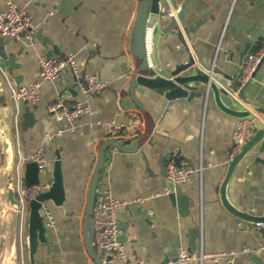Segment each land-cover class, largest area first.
Returning <instances> with one entry per match:
<instances>
[{
  "label": "crops",
  "instance_id": "crops-1",
  "mask_svg": "<svg viewBox=\"0 0 264 264\" xmlns=\"http://www.w3.org/2000/svg\"><path fill=\"white\" fill-rule=\"evenodd\" d=\"M9 3L26 7L35 26L32 39L0 36L5 50L19 64L9 72L12 79L20 75V85L38 79L37 59L51 46L44 47L37 33L57 46L58 53L53 51L51 57L74 53L77 62L75 73L66 68L58 79L42 82L38 100L21 106L32 115L20 133L21 155L38 148L44 150L46 166L39 171V183L50 185L57 150L64 186L61 205L46 202L55 226L47 228V242L38 245L34 264H93L84 245L83 210L97 146L109 138L108 123L125 127L130 119L128 110L136 107L127 89L137 65L129 40L138 0H0V9ZM174 3L175 9L169 10L184 11L183 30L159 38L155 50L148 41V54L153 57L151 65L168 62L172 66L173 57L184 56H180L179 50L193 51L205 64L236 75L238 90L243 85L239 74L244 58L264 37V0H174ZM196 21L198 25L189 30L188 25ZM147 37L149 40L150 29ZM87 73L95 74L105 85L99 92L85 96L79 91V84ZM135 91L153 117L152 133L135 152H120L109 146L105 153L111 155L105 158L97 183L98 190L109 189L116 198L127 202L117 211L118 238L128 254L126 264L161 263L174 259L180 248L188 246V229L160 171L159 161L165 165L174 157L194 169L202 166L201 175L194 172L191 182L180 184L190 201L191 220L199 231L192 252L197 253L201 247L205 251L233 250L237 252L235 264H264V253L253 251L264 238V225L245 222L229 213L218 194L234 143L237 119L222 112L210 95H202L186 106L173 104L162 108V99L157 94L140 86ZM244 93L247 100L264 99V58L245 83ZM57 98L67 103L87 101L90 112L71 122L57 120L47 111L48 104ZM13 111L9 93L3 88L0 133L6 132L8 138L12 136ZM12 157L3 150L0 138V225L11 224L15 232V206L8 198ZM226 191L238 209L263 215L264 166L249 157L243 158ZM245 247L250 251L244 252ZM108 264L123 262L114 259Z\"/></svg>",
  "mask_w": 264,
  "mask_h": 264
},
{
  "label": "water",
  "instance_id": "water-1",
  "mask_svg": "<svg viewBox=\"0 0 264 264\" xmlns=\"http://www.w3.org/2000/svg\"><path fill=\"white\" fill-rule=\"evenodd\" d=\"M170 7L175 9L174 0H138L136 16L130 32V51L137 62L135 73L131 75L128 84V97L143 113L145 118V129L136 139L131 142L130 139L118 141L107 138L98 144V153L95 166L92 171L86 201L84 205V217L82 222V232L84 245L93 264L103 263L92 244L93 240V219L92 208L94 205L95 194L97 189L98 178L102 169L105 158L110 157V153H105L109 146L120 152H135L150 137L154 121L152 115L146 109L144 103L136 95V87L140 86L157 94L162 99V108H168L173 104L186 106L190 101L203 96H211L215 105L225 114L236 119H250L252 123V132L247 141L243 144L241 151L228 160L226 172L219 185L218 194L223 207L237 218L254 224L264 225V214L254 215L245 210L238 209L229 200L227 196V185L238 163L245 157H249L254 162L261 163L264 166V99L255 98L247 100L244 93L245 84L238 90L235 89L237 84L236 75H228L221 72L212 64H205L200 61L189 50H179L182 58H174L175 61L171 66L168 62L160 64L158 59L156 65H151L153 57L148 54V41L152 49L157 48L158 39L164 35H177L178 30H183L184 11L178 10L175 16H168L167 11ZM198 21L188 25L189 30H193L198 25ZM150 29V39L148 40V31ZM44 47L48 45L51 49L46 52L50 56L52 52L58 53L57 46L53 45L49 38L41 36ZM2 37H0V63L6 68L7 72L17 69L19 64L15 62L14 56H10L5 50ZM20 75H14L13 81L16 85L20 83ZM28 102L24 101L26 105ZM126 108V107H124ZM3 150L12 155L10 140L6 132L0 133ZM258 145L256 150H253ZM253 150V152H252ZM178 164L180 160L174 157ZM161 175L165 177V165L159 161ZM52 182L48 190L35 196L27 204V229L26 243L28 251L29 264L35 263V254L38 245L46 244V228L44 226L42 214V202H52L59 206L64 201V186L62 181V172L60 167V155L56 150L54 152V161L51 166ZM23 178L26 186L38 184L40 182L39 171L34 162H26L23 168ZM167 188L174 195L175 204L178 213L183 218L184 226L188 229L187 249L195 250V239L199 235L198 228L192 222L189 215V198L183 193L181 185L167 182ZM8 198L12 204L13 192L8 189ZM14 228H17V216L15 214Z\"/></svg>",
  "mask_w": 264,
  "mask_h": 264
},
{
  "label": "built area",
  "instance_id": "built-area-1",
  "mask_svg": "<svg viewBox=\"0 0 264 264\" xmlns=\"http://www.w3.org/2000/svg\"><path fill=\"white\" fill-rule=\"evenodd\" d=\"M168 16H175V10H168ZM35 26L32 16L24 6H17L9 3L4 9H0V36H6L13 39H32ZM264 58V37L259 46L252 52L246 54L241 65L239 80L242 84L248 82L256 71L258 65ZM38 79L27 85H16L6 68L0 64V90L5 88L9 93L13 104V134L10 139L12 155L11 174L9 176L8 187L13 192L15 201V213L17 216V231L19 235V247L17 251L20 264H24L23 259V240L21 237L24 201L35 198L38 194L48 190L49 184L38 183L26 186L23 178V168L26 162H34L38 171H42L46 166L44 150L38 148L26 156L21 155L17 119L21 113V106L24 101L35 103L39 98V88L42 82H49L58 79L61 73L69 68L72 72L77 70L76 54L69 53L63 57L46 56L41 54L38 59ZM105 83L95 74L87 73L84 76V82L79 84V91L85 96L91 93L99 92ZM48 113L57 120L71 122L81 115L90 112V106L87 101H74L67 103L61 98H57L47 106ZM130 116L129 122L125 127L108 123V135L111 139L123 141L124 139H137L145 129V118L143 113L137 107L128 110ZM252 123L250 119H237L233 139L234 143L229 153L228 160L241 151L243 144L247 141L252 132ZM194 172L202 174V166L194 169L189 165L170 159L165 163V179L168 182L183 184L192 181ZM127 204L126 201L116 198L109 189H96L94 205L92 208L93 219V240L92 244L103 263L108 264L114 259H119L126 264L128 254L124 250L122 242L118 238L120 228L117 223V211ZM42 214L45 228H53L55 220L50 214L46 202H42ZM244 252L250 251L243 248ZM254 252L264 253V238L257 245ZM236 251H205L202 247L195 253L187 248H180L174 259H169L161 263L149 264H190L196 261L197 264L204 262H218L223 264H235L234 258Z\"/></svg>",
  "mask_w": 264,
  "mask_h": 264
},
{
  "label": "rangeland",
  "instance_id": "rangeland-1",
  "mask_svg": "<svg viewBox=\"0 0 264 264\" xmlns=\"http://www.w3.org/2000/svg\"><path fill=\"white\" fill-rule=\"evenodd\" d=\"M22 108L23 107H21V113L19 114L18 119H17L19 139H20V133L22 129L28 123H30L31 118H32L30 111L27 109L24 110V108L23 109ZM11 122L13 123L12 118H11ZM12 134H13V129H12ZM20 145H21V139H20ZM15 158L16 157L14 154V156L11 158V162H12V159L14 160ZM27 204H28V201L25 199L23 223H22V231H21V237L23 240L24 264H29V261L27 258V248H26L27 243H25V235H26V229H27V211H28ZM18 247H19V235H18L17 228L15 229V232H14L11 224L0 225V250L3 251V254H0V264H20V261L17 255ZM9 248L11 249L10 251L12 252H7Z\"/></svg>",
  "mask_w": 264,
  "mask_h": 264
}]
</instances>
